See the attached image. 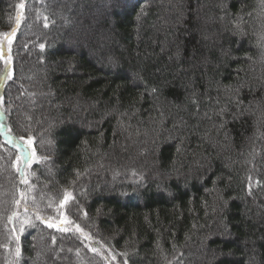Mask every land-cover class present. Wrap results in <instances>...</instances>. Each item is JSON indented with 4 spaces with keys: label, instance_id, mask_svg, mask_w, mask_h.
<instances>
[{
    "label": "trees",
    "instance_id": "1",
    "mask_svg": "<svg viewBox=\"0 0 264 264\" xmlns=\"http://www.w3.org/2000/svg\"><path fill=\"white\" fill-rule=\"evenodd\" d=\"M81 6L83 19L69 16ZM262 6L264 0H0L11 82L18 63L31 58L20 50L30 47L40 83L35 99L54 104L47 150L43 134L21 127L3 95L0 161L10 186L3 183L0 259L7 253L11 263L13 246L17 264L37 260L39 232L52 231L40 221L57 215L66 194L64 215L77 219L80 181L91 190L78 200L76 224L115 264H264ZM11 136L33 138L38 158L23 176L6 142ZM102 158L137 168L140 182L102 191L107 178L90 173ZM49 162L50 177L42 172ZM27 185L29 199L26 192L21 201ZM26 208L28 224L14 231V217Z\"/></svg>",
    "mask_w": 264,
    "mask_h": 264
},
{
    "label": "rangeland",
    "instance_id": "2",
    "mask_svg": "<svg viewBox=\"0 0 264 264\" xmlns=\"http://www.w3.org/2000/svg\"><path fill=\"white\" fill-rule=\"evenodd\" d=\"M179 3L184 2V0H177ZM44 2V0H43ZM82 0H77V4L79 5ZM78 7V6H76ZM82 8V9H81ZM81 8L76 9V11H70L69 16L74 18H77L76 20L79 21L80 18L83 19L84 16H81V11L85 12L83 6ZM41 9L42 6H39L37 8V16L40 21L41 19ZM259 9V7H258ZM98 10H96L97 12ZM260 12V16L262 17L264 15V6H262V9L257 11ZM86 13V12H85ZM85 15V14H84ZM264 17V16H263ZM262 17V18H263ZM264 19V18H263ZM68 22H65V24H62L64 26H67ZM27 31V30H26ZM36 37H32L31 41L35 42V39L39 37L40 35L36 32ZM11 37L7 38V35H0V48L3 50V71L0 74V110L4 107L7 108V103L3 99V95L6 96V101L9 103V109L13 110V113L16 117L17 123L21 127H37V129L40 131L39 137L41 134V140L42 143H44L45 149L48 150V147L50 149L51 141L48 138V135L45 133V131L48 128V125L51 124L49 122V119L46 120V117L48 116L47 113L53 111V102L50 99V101H46L45 98L42 99L40 102L37 103V99H35L38 95V91L40 90V83L38 82V79L36 80V62L32 58V51L31 48L27 46V48L20 50V55H22V52L27 53V57L30 54L31 58H26L25 61L19 62V67L17 70H15L16 74V83L11 82L12 78V71H11V63L8 57V49L10 46ZM23 56V55H22ZM39 60V61H38ZM38 62L41 60L38 58ZM28 70L33 71L34 73L32 76L30 74H27ZM29 80H28V79ZM11 82V83H10ZM10 83V84H9ZM18 94V95H17ZM45 95V93H42ZM10 95V97H9ZM18 96V97H17ZM13 101L12 105L10 104L9 99ZM22 101V102H21ZM4 109V110H5ZM50 114V113H49ZM1 121L3 125L1 126V130L4 131L6 127L4 126V123L6 124L4 113L3 116H1ZM46 121V122H45ZM58 120H56L57 122ZM87 123V122H86ZM31 138L30 136L27 137H20L16 136L8 140L6 142L12 146L17 151V158L20 159L16 160L15 167L16 169L20 167L23 163V153L24 151H27L29 155H31L34 152L33 149V138H31V145L28 144V140ZM125 156V155H124ZM36 154L32 158V162L37 161ZM120 160H117V164L115 165L114 161L112 159L108 158H102L95 167L92 168V174H98L99 176H102V179L107 178L106 182L101 181L100 188L103 191L105 189L110 194L113 193V188L115 189L116 185L126 184L133 185L134 182H140V177L137 175L138 170L137 168H133V170L125 169V162H118ZM50 162L44 166V170L42 172L47 176L50 177L49 171H50ZM30 165L25 167V171L29 172ZM18 175L20 173L18 172ZM29 175L27 174V177ZM88 177V175L86 176ZM3 183H7L8 186H10V175L7 170V166L3 167L1 161H0V208L1 206H4L5 203V194L7 193V189L3 187ZM45 186H47L48 183H44ZM77 185H79L81 192H79L78 200L79 202L81 200H86V197L89 194V191L91 190L88 184L81 183L80 181L77 182ZM254 185H251L253 187ZM26 190H23V195L27 192V197L29 199V194L31 191V186L27 185ZM120 187V186H119ZM248 191L250 190V181L248 182ZM78 195V191H77ZM21 201L24 198L20 197ZM78 200L75 199V208L80 209L78 205ZM20 201V202H21ZM64 201V200H63ZM62 201V202H63ZM61 202V203H62ZM60 203V205H61ZM59 205L57 212V215L55 217H47L45 220H41L44 225L53 224L54 227H51L52 231H45L44 233L39 232L37 236L38 242H35L36 249L39 252V256H37V260H35L32 264H105V262L110 261L112 264H115L114 260L111 258L110 254L108 253V250L105 249V247L99 243V241H96L94 236H91L87 233H85L81 228L82 231H78L76 228V222L77 219H80L79 216V210L75 211V208H73V212L77 213L76 216L77 219L72 217H65L64 215V209L61 208ZM71 208V211H72ZM72 212V213H73ZM26 215H28L27 208L26 210H23V212L19 213L17 217H14L13 223V229L14 231L18 229H22V227L26 224H28V218H25ZM21 220L22 223H21ZM39 221V216L35 219ZM69 221V222H66ZM4 231V228H2ZM62 229H68L67 231H64ZM7 234V231H6ZM53 234L55 237L51 236ZM15 238V236H14ZM48 242H47V241ZM10 241V240H9ZM5 243V242H4ZM6 246V245H5ZM65 246V247H64ZM4 248V251H6V248L4 245L2 246V250ZM88 249H95V251H92L94 255H89ZM12 258L13 261L10 263L11 257L7 255L4 257V259H0V264H17L18 262V256L17 255V249H15V253L12 246ZM98 257V258H95ZM29 261L26 259L24 260V264H28Z\"/></svg>",
    "mask_w": 264,
    "mask_h": 264
},
{
    "label": "snow or ice",
    "instance_id": "3",
    "mask_svg": "<svg viewBox=\"0 0 264 264\" xmlns=\"http://www.w3.org/2000/svg\"><path fill=\"white\" fill-rule=\"evenodd\" d=\"M41 47H43V45H41ZM3 58H4L3 57V50H2V48H0V59H3ZM28 144L31 145V138H29ZM34 155H35L34 152L31 155H29V153L27 151H24V153H23V163H22V165L20 167L17 168V171L20 173L21 176H23L24 173H25V167L31 165L32 158H33ZM17 159L19 160L20 158L18 157ZM23 182L27 183V180H24ZM21 197L23 198V193L21 194ZM69 199H70L69 195L66 194L65 197H64V201L61 203L60 207L63 208L65 206V204L69 201ZM16 203L19 204V201H16ZM66 222H69V221H66ZM54 226L55 225H53V224H49L48 225V227H54ZM76 228H77L78 231H82L79 228L78 225H76ZM62 230L67 231L68 229H62ZM93 251H95V249H93ZM19 254H20L19 250H17V255H19ZM124 264H128V261L125 260Z\"/></svg>",
    "mask_w": 264,
    "mask_h": 264
}]
</instances>
